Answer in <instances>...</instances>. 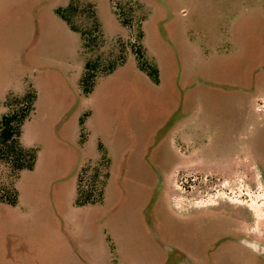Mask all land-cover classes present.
<instances>
[{"label": "rangeland", "instance_id": "rangeland-1", "mask_svg": "<svg viewBox=\"0 0 264 264\" xmlns=\"http://www.w3.org/2000/svg\"><path fill=\"white\" fill-rule=\"evenodd\" d=\"M27 93L0 264H264L221 242L264 244V0H0V120Z\"/></svg>", "mask_w": 264, "mask_h": 264}, {"label": "trees", "instance_id": "trees-1", "mask_svg": "<svg viewBox=\"0 0 264 264\" xmlns=\"http://www.w3.org/2000/svg\"><path fill=\"white\" fill-rule=\"evenodd\" d=\"M59 15H61L59 13ZM63 18V16L61 15ZM88 64L85 65L87 71ZM143 70V69H142ZM145 71V70H143ZM82 77V87L84 93H89L93 78H90L89 85ZM89 78V77H88ZM158 82L157 76L153 78ZM246 89V90H244ZM238 91H248L251 93L254 88H244L240 86ZM19 103V107L11 108L0 120V203L15 205L17 201L16 181L22 171L31 170L36 159V152L32 148H26L21 144L22 125L32 111L35 94L27 93ZM78 186V185H77ZM94 201L87 197H82L77 189V205L92 204Z\"/></svg>", "mask_w": 264, "mask_h": 264}, {"label": "flooded vegetation", "instance_id": "flooded-vegetation-1", "mask_svg": "<svg viewBox=\"0 0 264 264\" xmlns=\"http://www.w3.org/2000/svg\"><path fill=\"white\" fill-rule=\"evenodd\" d=\"M208 214H210V211L208 212ZM188 216H193V214H191V215H188ZM203 217L205 216V215H202ZM237 235H238V233H237V231H236V229H234V232H233V235L232 234H230L229 236H227V237H224L223 239H221V242L222 241H234V242H239V243H241V244H244V243H242V241L244 240V239H239L238 237H237ZM246 240H248V241H250V242H256V241H253V240H249V239H246ZM220 242V243H221ZM159 244V243H158ZM259 244V246H260V249H259V252H258V254H261V255H264V244L263 243H258ZM244 245H246V244H244ZM162 249H164V250H166L167 252H168V250H169V248L168 247H166V246H164V245H159ZM246 246H248V245H246ZM249 247V246H248ZM250 248V247H249ZM170 251V250H169ZM177 256V258L180 260L179 262H184L185 261V263L186 264H195V263H193V261L192 260H190L189 259V257L184 253V252H180V254H177L176 255Z\"/></svg>", "mask_w": 264, "mask_h": 264}, {"label": "water", "instance_id": "water-1", "mask_svg": "<svg viewBox=\"0 0 264 264\" xmlns=\"http://www.w3.org/2000/svg\"><path fill=\"white\" fill-rule=\"evenodd\" d=\"M242 243L248 245L254 252H256V253L259 252V249H260L259 244L252 243V242L247 241V240H243Z\"/></svg>", "mask_w": 264, "mask_h": 264}, {"label": "crops", "instance_id": "crops-1", "mask_svg": "<svg viewBox=\"0 0 264 264\" xmlns=\"http://www.w3.org/2000/svg\"><path fill=\"white\" fill-rule=\"evenodd\" d=\"M258 91H259V90H256V89H255V90H252L251 93H248V94H247V96L250 97V98H251V97H255L256 94H258V93H257ZM244 92H245V91H244ZM263 94H264V93H263ZM263 102H264V101H263ZM175 130H176V129H175ZM175 130H174V131H175ZM38 260H39V259H38ZM22 262H23V264H26V258H24V259L22 260ZM6 264H12V263L9 262V263H6ZM18 264H22V263L19 262Z\"/></svg>", "mask_w": 264, "mask_h": 264}]
</instances>
